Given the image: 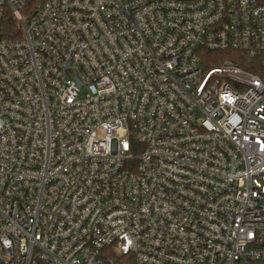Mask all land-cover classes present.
<instances>
[{
    "label": "built area",
    "instance_id": "2783aa9c",
    "mask_svg": "<svg viewBox=\"0 0 264 264\" xmlns=\"http://www.w3.org/2000/svg\"><path fill=\"white\" fill-rule=\"evenodd\" d=\"M0 264H264V0H0Z\"/></svg>",
    "mask_w": 264,
    "mask_h": 264
},
{
    "label": "trees",
    "instance_id": "16d2710c",
    "mask_svg": "<svg viewBox=\"0 0 264 264\" xmlns=\"http://www.w3.org/2000/svg\"><path fill=\"white\" fill-rule=\"evenodd\" d=\"M12 25L14 26V22H12V20L9 19L7 25L4 26L2 31L3 30L7 31L8 29L12 28ZM208 54L212 56L211 62L213 64L232 62L234 64H237L241 68L251 72H258V68H256L254 64L261 62L259 59H254L251 62L249 61L247 62L246 60L242 59L238 53L232 51H214V52L212 51V52H208ZM251 63L253 65H251Z\"/></svg>",
    "mask_w": 264,
    "mask_h": 264
}]
</instances>
